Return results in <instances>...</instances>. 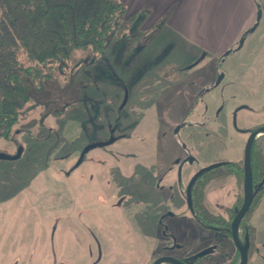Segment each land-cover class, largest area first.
<instances>
[{
  "label": "rangeland",
  "instance_id": "374dc122",
  "mask_svg": "<svg viewBox=\"0 0 264 264\" xmlns=\"http://www.w3.org/2000/svg\"><path fill=\"white\" fill-rule=\"evenodd\" d=\"M119 1L126 16L133 13V20L123 21L102 53L75 50L63 66L46 67L48 78H42L41 85L37 82L40 88L31 90L30 101L20 111L17 142L0 139V152L12 155L22 147L19 159L0 160V264H151L167 245L164 228L173 218L177 223L176 214L186 208L184 181L179 189L181 205L171 202L175 198H170L168 178L179 176L169 159L187 163L196 158L185 169L186 181L193 169L243 157L248 134H189L196 127L183 128L188 134L174 133L179 109L169 118L165 102L174 94L177 103L186 78L200 89V79L208 76L202 59L206 49L181 37V31L193 33L192 23L184 27L183 8L204 11L207 17L210 10H223L236 20L245 0H148L152 6L140 0ZM250 4L253 21L260 13L258 25L243 36L240 50L228 55V48L221 50L223 57L214 71L216 79L224 78L213 85L208 101L215 105L226 101L232 90L240 114L264 119L255 105L264 99V0ZM248 25L240 28L237 43L252 26ZM20 59L28 65L23 56ZM251 93L255 100L249 99ZM193 115L197 121L200 118L201 130V117ZM30 120L36 124L21 130L20 125ZM100 142L105 145L96 146ZM90 145L95 146L83 154ZM157 175L164 179L155 182ZM203 194L205 207L228 219L226 209L242 202L243 180L228 176L209 183ZM252 216L256 250L247 264H264V194ZM242 233L239 229L240 237ZM223 240L220 254H230L232 243ZM229 258L224 261L235 259Z\"/></svg>",
  "mask_w": 264,
  "mask_h": 264
},
{
  "label": "trees",
  "instance_id": "16d2710c",
  "mask_svg": "<svg viewBox=\"0 0 264 264\" xmlns=\"http://www.w3.org/2000/svg\"><path fill=\"white\" fill-rule=\"evenodd\" d=\"M133 20L119 0H0V139L16 143L15 132L20 111L30 101L31 90L48 78L44 69L63 66L75 50L90 48L102 53L116 31ZM23 56L28 63L24 65ZM36 124L20 125L21 130ZM264 138L254 139L250 150V168L254 198L240 227L247 234V256L256 250L254 227L249 219L264 194ZM234 175L243 180L242 159L220 160L203 168L190 187V208L204 224L229 226L237 208L226 209L228 219L211 214L203 203L205 187ZM242 203V202H241ZM196 257L192 262L198 264ZM235 264V262L233 263Z\"/></svg>",
  "mask_w": 264,
  "mask_h": 264
},
{
  "label": "flooded vegetation",
  "instance_id": "af4514ba",
  "mask_svg": "<svg viewBox=\"0 0 264 264\" xmlns=\"http://www.w3.org/2000/svg\"><path fill=\"white\" fill-rule=\"evenodd\" d=\"M255 23H256V20L254 21L252 26H250L248 28V31L246 32V34L242 35L243 39L241 41H239L238 43L235 41L237 43L236 45L234 42L231 46H229V48H228L229 50L227 51L226 55L234 53L243 47V44H244L246 37H247L246 35L247 34L249 35V33L254 32V30L256 29L258 24L256 25L255 29L253 31H251V28L254 26ZM243 36H246V37H243ZM222 57H223L222 54H220L218 56H214L213 54H210V53L206 54L205 57L202 59L203 60L206 59L205 63L207 66L208 76H205V77H203V79L202 78L200 79V83H199L201 85L200 89H198L197 87L194 88L195 86H192V83L194 80H192L191 78L190 79L186 78L185 79L186 80L185 86H184V88H182L183 92L181 93L180 96H178L177 103L174 101V98H176V96L174 94L171 95L173 99H170V100L167 99V101L165 102V104L168 106L166 112H167L169 118H172L171 113L173 110H175L176 107L179 109L178 114H177L178 117L181 116L180 120H176V122H179V124L176 125L177 128H175L176 126L174 127L175 130H174V128L172 129V132L175 131L174 133L177 132L180 134H188V132L183 133V131H184L183 128L186 127V129H187L189 127L190 128L196 127L198 130L197 129H195L196 131L191 130L189 134H211L212 136H213V134H251L253 131L264 127V119H262L260 117H255V116L252 117L249 114H240V112H239V110H241L239 107L240 105L239 106L235 105V102H234L235 94L232 92V90L229 91L228 98L226 101L220 100L219 102H217L216 105H215L216 102L214 104L209 103L208 96L210 95V92H212L214 90L213 88H215V86L213 87V85L216 84V86H218L219 83L221 82V80L224 78L223 75H220L216 79L217 74L214 71L216 65H218L220 63L219 61ZM213 59L217 60L218 62H216V61L211 62L210 60H213ZM212 69H213V73H212ZM189 70H191V68ZM251 94H253V93H251ZM254 96H255V94L250 95L249 99H251V98L254 99ZM181 97H183L182 103L180 102ZM205 97H206V99H203ZM251 101H252V99H251ZM183 103H184V105H183ZM255 105L260 107L259 109L261 110V112L264 113V99L260 102L255 103ZM236 109H239V110L237 111ZM183 110H185V111L183 112ZM247 111H249V110H247ZM251 111H249L250 114L253 113ZM196 112L198 113L197 117L200 116L201 121L203 123L201 130L197 126L199 124L200 118H198L199 119L198 121H197V119L192 118V115L195 114ZM187 117H189L190 118L189 120L191 121V123H189V125L184 124V122H185L184 120ZM234 122H236V123L239 122L240 127H235ZM180 124H181V126H179ZM258 134L264 135V131H261ZM121 135H124V134H121ZM125 136L127 137L128 134H126ZM125 136L123 138H125ZM186 157H187V155H183L184 159H186ZM170 160H172V162L169 164V166L174 165L175 166L174 171H177L178 176H179L178 179H174V177L168 178L172 182V183L167 185L168 190L171 191L170 198H172V199L175 198V200L171 199L172 200L171 202H178L179 203L178 197H181L180 193H179V191H180L179 189H181L182 182L183 181L186 182V185H185L186 187L183 189V191H184L183 197H184V201H186V204H185L186 209H188V211L191 214V216L193 217V219L195 218L194 220H196L197 224H199V227L202 228V230L204 231L205 234L202 233V235L199 236L198 238L197 237L192 238L190 236H185L181 242L173 233L169 232V230H170L169 226H167V225H166V227L163 226V228L165 227L164 228L165 233L163 235L165 237H168L169 239L166 242L167 245H164L162 247V251L164 253H162V255H160L158 257L171 256V257H174V258L180 260L183 264H185L184 261L187 263L192 262L193 259H195L196 257H199L200 255L202 257L199 259V261L197 259L198 264H233L235 259H236L235 262L239 261V252H238L237 248L235 247V245L231 239L230 225L226 226L222 222L220 223L221 226L204 224L197 219V217L193 214V212L190 208L191 206H188V204H187V200H186L187 190L189 191V196H190V187L192 185V182L195 181V178L197 177L199 172L203 168H205L206 166H208L210 164H208L204 167L193 169V171H194L193 174L185 181L184 180V173L186 171L185 169L187 167H192V165L195 164V162L197 161L196 158L192 157V158L186 160L187 163H185L183 160L182 161L177 160L176 157H173V159H169V161ZM213 163H215V162H213ZM162 174H164L166 176L167 173H162ZM229 176H231V175H229ZM232 176H234V175H232ZM162 179H164V177L157 175L155 182H159ZM174 180L177 182H175ZM220 181H222V180H220ZM253 187H254V184H253ZM175 194H176V196H175ZM242 198H243V194H242ZM236 199H237V197H236ZM233 208H237V206L234 205ZM166 214L168 216L173 215L171 212H166ZM239 229H241L240 224H239L238 230ZM167 231H168V233H167ZM237 233H238V231H237ZM215 235H219V238H217V237L214 238ZM245 236L247 237V234L244 232L242 233V237H240L238 235L241 244L242 245L246 244V248L248 249L247 243L245 242V239H247V238H245ZM223 237L228 238L232 243L233 250L230 254L229 253L220 254V250L222 253V248L225 246V244H224L225 242L223 240ZM213 250H216L215 255H212ZM228 255H229V257L233 256L235 259L232 261H230V260L224 261V260H226V258L230 259L228 257ZM158 257H156L155 259H157ZM153 261L151 262V264L153 263Z\"/></svg>",
  "mask_w": 264,
  "mask_h": 264
},
{
  "label": "crops",
  "instance_id": "0c3cea01",
  "mask_svg": "<svg viewBox=\"0 0 264 264\" xmlns=\"http://www.w3.org/2000/svg\"><path fill=\"white\" fill-rule=\"evenodd\" d=\"M249 2L248 5L246 2ZM141 4L148 2V0H140ZM189 2V0H188ZM149 3V2H148ZM151 6L153 4L149 3ZM242 6L244 8L242 9ZM241 11L237 17L236 20H234L233 17L229 18V15H226L225 13L223 14L222 11L221 15L218 13H215L214 11L210 10L209 15L207 17L206 12L204 11H193L192 7L188 6V8H183L182 10V17H184V27L188 23L193 26V33H189V30L187 32L181 31V37L185 41V43H190L191 45L196 46L200 50H205L213 54L214 56H218L221 54V52L229 46H231L236 39L237 33L240 32L241 27H246L249 26L248 24H253L254 21L252 20L253 18V10L250 4V0H245L244 5H241ZM133 10V9H132ZM131 13V12H130ZM129 13V14H130ZM192 13H194L192 15ZM133 14V13H131ZM130 14V15H131ZM207 17V18H206ZM191 18L194 21H189ZM210 20V21H209ZM252 21V22H251ZM238 36V35H237ZM198 37L200 40H198ZM197 38V39H194ZM204 38H206L205 41ZM199 42H208L207 44H199ZM199 50V51H200ZM222 50V51H221ZM180 203H175L173 205L174 207L180 206ZM186 210V208H185ZM180 210L182 213L176 214L177 216V223H175V218L172 220L174 221L171 224H168L170 230L173 231V234L176 237H179V239L183 240L185 236H190L192 238L199 237L204 233L201 227L195 226L193 222L191 221L193 217L189 213V211ZM175 215V213L173 214ZM254 215V214H253ZM255 216V215H254ZM254 216L251 217L249 224L254 227V231H256V225L255 222L253 221ZM175 217V216H173ZM181 219V220H180ZM181 221V222H179ZM196 221V220H194ZM195 223V222H194ZM249 260V259H248Z\"/></svg>",
  "mask_w": 264,
  "mask_h": 264
},
{
  "label": "water",
  "instance_id": "95a60500",
  "mask_svg": "<svg viewBox=\"0 0 264 264\" xmlns=\"http://www.w3.org/2000/svg\"><path fill=\"white\" fill-rule=\"evenodd\" d=\"M260 17V13H258L257 18H256V23L254 26L251 28V31H253L258 24ZM264 131V127L259 128L255 131H253L251 134H248L246 143L244 145L243 149V158H242V164H243V200L241 203V207L237 211L236 215L232 219L230 223V235L231 239L237 248L239 252V262L238 264H247L248 262V256H247V248L241 244L239 237H238V228L241 220L245 216L246 212L249 210L253 198H254V187H253V181H252V176H251V168H250V150H251V145L253 140L258 137L260 134L259 132ZM112 140H109V143H111ZM105 145V143H98L96 146L102 147ZM95 145H90L88 148H86L83 151V154L90 148H93ZM22 153V147L19 146L16 149L15 154H6L3 152H0V160H9V161H14L20 158ZM187 204L190 206V196H189V191L187 190V196H186ZM245 238H247L245 236ZM161 263H169V264H183L180 260L171 257V256H161L158 257L153 261L152 264H161Z\"/></svg>",
  "mask_w": 264,
  "mask_h": 264
}]
</instances>
